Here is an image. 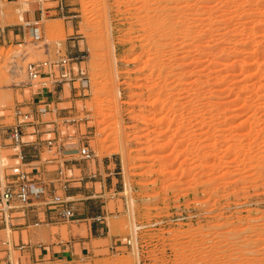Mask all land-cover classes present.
<instances>
[{"label":"rangeland","instance_id":"1","mask_svg":"<svg viewBox=\"0 0 264 264\" xmlns=\"http://www.w3.org/2000/svg\"><path fill=\"white\" fill-rule=\"evenodd\" d=\"M63 2L62 14L39 22L40 39L26 27L0 43V120L12 122V108L41 81L51 89L43 75L26 84L29 62L73 57L67 66L87 81H63L25 128L24 147L40 141L41 160L52 158L46 180L63 197L65 179L79 190L69 203L98 215L99 230L71 260L24 261L10 246L12 264H264V0ZM29 4L56 2L1 0L0 25L24 23L20 8ZM70 142L93 152L73 154L96 173L80 183L67 179L79 174L70 162L58 172L72 155L54 148ZM13 152L0 146L2 183ZM97 161L113 173L97 175ZM73 218L29 226L23 239L67 240L80 232Z\"/></svg>","mask_w":264,"mask_h":264},{"label":"built area","instance_id":"2","mask_svg":"<svg viewBox=\"0 0 264 264\" xmlns=\"http://www.w3.org/2000/svg\"><path fill=\"white\" fill-rule=\"evenodd\" d=\"M1 1V0H0ZM46 0H37L40 2ZM56 4L52 7H43L41 4L38 6L40 16L38 19L26 20L23 25L29 28L32 37L35 40L40 39L41 29L38 26L39 22L49 15L50 11L55 13H63L66 4L63 0H53ZM73 57L64 56L55 61H38L29 62L26 65L27 83L29 86L33 85L32 81L37 77H47L51 85L53 83H61L64 80H77L84 85L86 77L83 75V71L77 72L78 77L75 78L72 67L67 66L69 61ZM57 70V73L55 72ZM73 74V76H72ZM48 80L41 81V84L36 87L32 92V95H41L42 88L47 87ZM40 90V91H39ZM28 103H17L12 108L13 121L10 123L0 120V146H9L14 149L12 158L15 161L9 166L10 172L7 174L4 182L0 184V222L6 227L13 209H22L25 207H31L34 205L45 204L48 209L54 212V220L66 221L74 216V209L69 205V200L63 197L62 194H58L54 189V181L46 180L40 176L35 177L34 170H26L25 158L27 142L23 139V131L28 125H33L34 114H45L48 111V101L45 99H37L34 102V107L25 109L28 107ZM0 113V117H1ZM48 148H52V138H46L45 140ZM35 149H37L38 156H40V141L32 142ZM32 146V147H33ZM55 152L62 158L66 155L77 154L79 158L88 159L93 155L92 150L88 145L83 143L70 142L66 144H60L55 146ZM68 158H63L61 165L58 166V172L62 173L64 163ZM48 162H52V158L47 159ZM65 180L61 185V188L65 190ZM6 240H4L5 242ZM122 243V241H121ZM125 244L130 243V239L124 240Z\"/></svg>","mask_w":264,"mask_h":264},{"label":"crops","instance_id":"3","mask_svg":"<svg viewBox=\"0 0 264 264\" xmlns=\"http://www.w3.org/2000/svg\"><path fill=\"white\" fill-rule=\"evenodd\" d=\"M21 12V20L25 22L26 20H34L38 19L40 16L39 7L37 5H30L27 7L22 6L20 8ZM25 20V21H24ZM24 23H7L5 25H0V43L3 44V42L10 41L12 39H17L16 36H22L24 34L26 26L23 25ZM62 83H53L50 90L46 88H42V96L41 95H32L31 100H26L23 103H28L29 108L34 107V102L37 99H45L48 101V104L52 102L55 98V93L57 90H61ZM40 91V90H39ZM33 92V91H32ZM59 97V96H58ZM50 100V101H49ZM39 131V130H38ZM38 131L34 134L30 135H38ZM26 135V130L23 131V136ZM39 137V136H38ZM41 137V136H40ZM33 142V141H32ZM31 144V143H30ZM33 145H30L26 149V158H25V165L30 167L31 170L33 169L35 177L40 176L41 178L45 179V171H44V162H48L47 160H41L40 156H38L37 149L34 148ZM72 156H68L69 160L67 162H70L71 166H74L75 169L79 170L78 175L71 174L70 177L67 179L71 180V183L74 182H82L86 176L90 177L93 175H96L95 172L91 174L90 170H86L81 166H76V164H80L79 161H77V157L73 154ZM88 160V159H87ZM109 164H103L102 162L97 161L95 165V169H97V175H100L102 173L106 175H110L113 173L112 170H108ZM74 167H70L69 170L73 171ZM2 177L0 175V184L2 183ZM87 182V181H86ZM88 192V191H86ZM65 197L68 199L77 196L80 194V191L74 188H65L64 190ZM82 195V194H81ZM85 199L91 198L93 196H99L101 194H83ZM70 201V200H69ZM70 206L71 203H69ZM72 208L75 210V218H73V221H77V228L80 232H77L76 236H72L70 233L68 234V239L63 240L61 238H55L49 239L46 243L35 241L30 235L28 236L27 240L23 239L22 231L27 230L29 226H42L44 229L48 230L50 224L56 223L54 220V212L47 208L45 204H39L34 205L31 207H25L22 209H13L11 214L13 215L12 218H10L8 225L6 227H9L10 229H14L18 232V236L16 240L11 237L10 239H3L0 238V264H12V249L17 250L20 253V256L24 259V261H34V260H41L45 257H49L50 259L55 260H71L75 256H79L81 253H83V246H81V242L83 241V238H86L88 235V231L91 235L96 233L99 230V227L96 226V221L94 219H97L98 215H86L82 211L77 212V208L75 206H72ZM88 223L83 222L85 220H90ZM82 224H86L83 228ZM1 222H0V230H3L6 228ZM83 232V233H82ZM4 240H6L4 242ZM78 242L80 244L79 250L76 249L75 244ZM11 246V248H10ZM21 261V259H19Z\"/></svg>","mask_w":264,"mask_h":264},{"label":"bare ground","instance_id":"4","mask_svg":"<svg viewBox=\"0 0 264 264\" xmlns=\"http://www.w3.org/2000/svg\"><path fill=\"white\" fill-rule=\"evenodd\" d=\"M19 16H20V19H21V18H22V17H21V13H19Z\"/></svg>","mask_w":264,"mask_h":264}]
</instances>
